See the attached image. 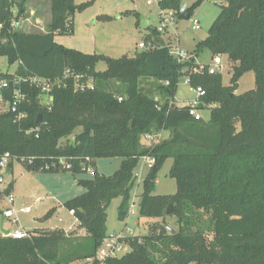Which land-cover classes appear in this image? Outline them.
Wrapping results in <instances>:
<instances>
[{
  "label": "trees",
  "instance_id": "1",
  "mask_svg": "<svg viewBox=\"0 0 264 264\" xmlns=\"http://www.w3.org/2000/svg\"><path fill=\"white\" fill-rule=\"evenodd\" d=\"M183 1L163 0L159 7L177 11L182 19L178 11ZM204 1L196 0L188 13L193 15ZM224 1L195 52L224 55L234 63L228 86L221 73L209 74L208 65L194 64L195 72H187L186 63L161 47L157 31L156 40L146 38L155 49L121 59L57 43L55 36L71 34L75 12L92 1L77 5L75 0H52L48 31L25 33L11 27L16 6V19L24 16L25 0H0V57L9 65L20 63L17 72L22 76L66 85L54 89L49 107L40 105L39 90L30 91L25 105L29 116L22 124H15L11 114L0 115V157L9 152L24 158L22 163L33 158L26 169L44 173L52 172L45 170L46 164L60 158L122 159L112 176L96 170L92 178H79L85 192L65 203L75 212L83 237L71 238L62 230L24 239L0 236V264H77L94 257L108 233L107 211L115 200H121L119 219L127 216L135 170L143 157H154L156 170L148 171L144 180L139 218H176L178 229L169 226L172 232L161 222L140 242L130 238V251L106 264H264V0ZM100 62L107 65L103 72L96 71ZM68 69L84 80L93 78L95 90L76 92L74 80L64 78ZM249 72L255 74V89L236 94ZM8 76L0 74V80ZM182 76L205 91L208 121L196 120L188 106L173 107ZM31 128H39L38 136L28 134ZM161 130L170 132L167 141L153 147L142 143L145 134ZM169 159L177 191L158 195L157 175ZM73 167L74 175H84L79 162ZM169 207L173 212L167 216Z\"/></svg>",
  "mask_w": 264,
  "mask_h": 264
},
{
  "label": "rangeland",
  "instance_id": "2",
  "mask_svg": "<svg viewBox=\"0 0 264 264\" xmlns=\"http://www.w3.org/2000/svg\"><path fill=\"white\" fill-rule=\"evenodd\" d=\"M51 1L52 0H25V14L19 32L25 33H42L47 32L51 21ZM92 1V4L85 10L76 11L72 18V33L67 35L55 36V41L66 48L79 50L87 54L103 55L113 59H121L124 57H134L136 54L146 51L141 49L139 44L146 42V38L151 36L156 40L154 33L161 26L160 24V7L158 2L154 1L152 5H148L146 0H75L77 5ZM196 0H185L188 6H191ZM17 3L22 0H16ZM226 5L224 0H205L203 4L194 11L193 16L200 22V29L193 30L189 20L178 18L176 14H172L170 24L163 32H158L160 38L163 39L166 46L172 51L177 49L187 52L186 68L191 73L194 64L210 65L213 56L210 52L204 51L198 55L195 52V45L204 40L208 36V31L221 12V6ZM17 16L19 7L13 10ZM147 18L149 25L141 28V19ZM220 56L222 66L221 74L223 84L228 86L232 76V67L234 65L227 56ZM18 63L9 65L6 57H0V74L13 73L17 70ZM107 68L104 62H100L96 66L97 72H103ZM187 76H182L179 80L178 89L175 96V104L179 107H185L190 104L197 96L196 89L189 83ZM255 74L253 72L246 73L239 81V88L236 94L241 95L245 92L255 89ZM149 88H145L148 92ZM157 95L156 92L153 93ZM41 106H50V101L46 97H41ZM201 115L205 120L210 118V110H202ZM77 133L80 132L78 129ZM156 137L154 146L167 141L170 138L168 130L153 131ZM74 139V136L71 137ZM22 159L18 158L13 163V172L7 174V182L12 183V194L15 198L14 207L20 210L22 207L30 206L32 212L18 213L19 227L31 234L35 232H46L51 230H62L67 236L83 237L85 231L79 225L78 220L75 221L73 215L65 207V203L76 198L84 192V189L77 184L79 178H92L87 168H90L105 176H112L118 171L122 163L121 158H103V159H68L60 158L53 163L46 164L44 173L30 172L26 169L29 165L28 161L22 163ZM79 162L84 175L73 174V163ZM63 162V163H61ZM173 160L169 159L157 175L156 194L173 195L177 191L176 179L169 176L170 168ZM71 164V168L67 165ZM50 166V167H47ZM148 169L144 166V161H139L135 170L136 182L131 194V201L137 204L136 216H126L123 220L119 219L120 199L115 200L109 207L107 214V231L118 232L132 237L138 238L139 242L145 236L151 234L152 229L162 222V219H141L139 218L140 195L143 192V183L148 173ZM6 207V203L2 200L0 208ZM56 214L53 215V212ZM51 212L47 217L46 215ZM138 213V214H137ZM176 218L169 217L168 225L177 230ZM1 224V218H0ZM9 224L7 223V226ZM128 231V233H127ZM0 225V236L1 235Z\"/></svg>",
  "mask_w": 264,
  "mask_h": 264
},
{
  "label": "built area",
  "instance_id": "3",
  "mask_svg": "<svg viewBox=\"0 0 264 264\" xmlns=\"http://www.w3.org/2000/svg\"><path fill=\"white\" fill-rule=\"evenodd\" d=\"M146 1L148 5H152L154 1L158 2L159 4L163 0ZM184 1L182 2L180 10L178 11V13L182 15L188 13V9L190 7L186 3H184ZM172 14H177V11L160 10L159 18L161 26L159 27V29H157L158 32H163V30L167 27V24H170L172 22L169 19L171 18ZM14 17L15 18L12 21L11 27L14 30H18L21 27L23 21H21L20 19H16L15 15ZM189 21L192 24L193 30L200 29V22L193 15H190ZM4 42H6V40H4ZM139 47L141 49L150 50L155 49L156 45L153 42H142L139 44ZM170 54L179 62L186 63L185 60L187 58V52H185L184 50L177 49L175 52L171 50ZM19 65L20 63H18V66ZM221 66L222 62L220 56H215L212 60V64L208 65L209 74L215 75L221 73ZM8 75L9 76L7 78L0 80V115L11 114L13 116V122L15 124H22L28 119L29 114L25 109V105L29 101L30 91L39 90L42 93L41 97H46L49 101H52L51 93L54 91V89L56 87L66 86L62 80H49L40 77L22 76L18 74L17 70L13 73H8ZM64 78H72L74 80V90L76 92L83 93L95 90L93 78L84 80V75L74 74L69 69L65 71ZM196 93V98L190 102L188 107L190 108V115L196 120H201L204 119L201 115L202 110H198L197 108L201 104H203L202 98L205 96V91L199 87L196 89ZM119 100L121 101L122 98H119ZM38 132L39 128H31L28 130V134H37ZM36 136H38V134ZM142 143L146 147H153L156 143V137L152 133H147L143 136ZM16 159L17 157L12 156L9 152L0 157V202L3 200L6 203V207L0 208V210L2 211L0 218L2 216H5L6 220L4 223V229L9 231L8 236H4L2 232L1 235L13 239H24L31 237L33 234L19 227V218L17 215L20 212L30 213L31 208L27 207L16 210L14 207L15 198L13 197V194L11 192H7L10 186L7 182L8 168L10 164H13L16 161ZM22 160L24 161L25 159ZM33 160V158H30L28 160V163L32 164ZM86 160L90 161L91 159L86 158ZM142 160L144 161V166L149 171L155 168L156 159L154 157H143ZM51 166L54 168L56 165L53 163L51 164ZM71 167V164L67 165V168ZM87 169L91 174L94 175V170L90 168ZM136 208V202L134 200L130 201L127 216H136ZM70 214L75 216L74 211H70ZM7 223L9 224L8 226ZM130 238L132 239V237L126 236L122 233L109 232L107 233L102 245L98 249L97 254L94 257L82 260L77 264H106L108 261L120 259L130 251Z\"/></svg>",
  "mask_w": 264,
  "mask_h": 264
},
{
  "label": "water",
  "instance_id": "4",
  "mask_svg": "<svg viewBox=\"0 0 264 264\" xmlns=\"http://www.w3.org/2000/svg\"><path fill=\"white\" fill-rule=\"evenodd\" d=\"M182 18H183L184 20H189V19H190V14H189V13H185V14L182 16ZM148 24H149V21H148L147 18H142V19H141V28H142V29H145V28L148 26ZM159 42H160L161 47H165V46H166V44H165V42L163 41L162 38L159 39ZM188 69H189V68H186V71H187ZM173 107H175V104L173 105ZM203 108H204V106H203V104H201L197 109H198V110H203ZM40 121H41V115H39L38 123H39ZM74 141H75V145H76V144H77V139L74 138ZM154 170H156V168H155ZM172 212H173V208H172V207H169L168 210H167V212H166V215H167V216H170V215L172 214ZM122 214H125V212H122ZM5 220H6L5 216H2V217H1V231H2V233L4 234V236H8V235H9V231L4 229V223H5ZM162 223H163L164 226L170 228L169 225H168V223H167V219H166V218L163 219ZM170 230H172V232H174L173 229L170 228Z\"/></svg>",
  "mask_w": 264,
  "mask_h": 264
},
{
  "label": "crops",
  "instance_id": "5",
  "mask_svg": "<svg viewBox=\"0 0 264 264\" xmlns=\"http://www.w3.org/2000/svg\"><path fill=\"white\" fill-rule=\"evenodd\" d=\"M148 25H149V24H148ZM196 45H197V44H196ZM196 45H195V47H196ZM175 106H177V105L175 104ZM96 170H97V166H96ZM12 172H13V164H12V169H11V171H10V172L8 171V173L10 174V173H12ZM97 172H98V170H97ZM8 173H7V174H8ZM98 173H99V172H98ZM76 181H77V184H78V180H76ZM8 183H9V185H10L9 187H11L10 192L12 193V190H13V189H12V188H13V187H12V183H10V182H8ZM80 187H81V186H80ZM82 188H83V187H82ZM83 189H84V188H83ZM84 192H85V189H84ZM84 192H83V193H84ZM83 193H82V194H83ZM120 201H121V200H120ZM27 207L31 208L30 206H25V207H22V208H27ZM22 208H21V209H22ZM31 212H32V209H31ZM69 213H70V211H69ZM54 214H56L55 211L53 212V215H54ZM70 215H71V214H70ZM73 217L75 218V221H77V218H76L75 216H73ZM0 225H1V224H0ZM108 233H109V232H108ZM84 235H85V233H84Z\"/></svg>",
  "mask_w": 264,
  "mask_h": 264
}]
</instances>
